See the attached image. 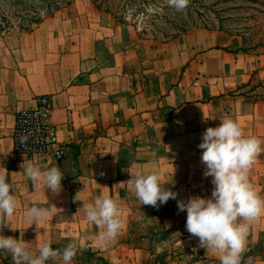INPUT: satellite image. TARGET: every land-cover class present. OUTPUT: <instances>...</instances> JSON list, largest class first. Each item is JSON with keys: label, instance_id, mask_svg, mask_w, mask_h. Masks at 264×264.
<instances>
[{"label": "crops", "instance_id": "obj_1", "mask_svg": "<svg viewBox=\"0 0 264 264\" xmlns=\"http://www.w3.org/2000/svg\"><path fill=\"white\" fill-rule=\"evenodd\" d=\"M90 6L77 3L71 15L45 19L29 31H0V169H7L17 197L15 214L7 218L14 230L4 227L0 234L23 239L34 253L44 241L61 251L76 243L71 264H155L161 247L153 240L158 232L153 220L150 237H143L144 217L154 207L140 205L125 182L131 172L156 170L165 188L178 194L169 199L175 204L210 197L212 177L203 176L198 148L206 128L232 118L245 136L264 141V53L244 50L241 37L207 29L154 45L133 27L105 19L107 14L98 12L96 19ZM43 96L53 107L48 122L67 148L60 162L14 150L17 115L34 109ZM24 161L41 169L59 167L61 191L34 188L21 169ZM249 180L264 197V153ZM99 195L119 202L124 224L105 244L98 241L102 229L82 210L83 201ZM33 201L50 212L29 226L25 214ZM177 245L185 248L180 259L188 258L186 252L201 259L183 264H220L197 237ZM253 249L260 252L251 264H264V215L250 226L243 255ZM165 262L177 264L172 257ZM0 264H13L11 254L0 251Z\"/></svg>", "mask_w": 264, "mask_h": 264}, {"label": "clouds", "instance_id": "obj_2", "mask_svg": "<svg viewBox=\"0 0 264 264\" xmlns=\"http://www.w3.org/2000/svg\"><path fill=\"white\" fill-rule=\"evenodd\" d=\"M167 3L177 11H184L190 0H167ZM26 141L27 137L21 138V143ZM201 141L198 148L202 149L203 176L212 177L214 187L208 198L191 196L177 200L178 212L186 211V230L199 239L200 247L218 255L220 264H242L250 226L264 215V197L249 180L252 166L264 153V141L245 136L240 124L232 118H223L219 126L206 128ZM21 169L34 188L43 186L56 194L61 191L63 173L59 167L41 169L30 161L25 166L24 161ZM125 183L134 190L140 205L157 207L158 202L165 204L178 195L165 188L166 183L156 170L131 172ZM76 199L80 200L77 196ZM16 208L17 197L8 181V171L0 169V232L11 227L7 218L15 214ZM82 210L89 223L102 229L98 236L101 244L114 241L124 227L120 204L108 195H99L91 203L83 201ZM49 212V208L37 206L33 201L25 221L29 226L37 225L47 219ZM78 250L76 243H69L61 251L54 250L50 241H44L34 253L23 239L0 234V251L10 253L13 264H48L58 257L63 264H71Z\"/></svg>", "mask_w": 264, "mask_h": 264}, {"label": "rangeland", "instance_id": "obj_3", "mask_svg": "<svg viewBox=\"0 0 264 264\" xmlns=\"http://www.w3.org/2000/svg\"><path fill=\"white\" fill-rule=\"evenodd\" d=\"M57 1L58 4L55 0H0V31L7 33L29 31L45 20L43 18L48 15L47 9L54 8L56 5L62 8L58 13L55 11L54 17L58 19L71 15V10L77 3L86 4L88 7L90 3L93 5L89 0ZM68 1L69 5L66 6ZM155 2L146 6L147 14L141 15L140 19H137L132 12L126 15L128 19H123L130 25L138 26L140 31L138 34L142 40L163 46L193 30L207 29L241 37L244 50H259L264 53V0H190V4L184 11H177L170 7L167 0ZM94 8L96 9L95 6ZM81 9L87 11V8ZM98 12L101 13L97 9L94 11L96 19L100 17ZM105 19H115V17L108 15ZM186 215V211L178 212L177 204L168 200L167 203L154 207V212L150 216L144 217V225L147 229H145L147 232L144 238L150 237L147 234L151 229L152 220L158 229V232L154 233L153 240L158 241L161 252L155 264H165L170 257L177 264L201 260L196 252H186L188 258H179L185 254V248L177 245L178 242L192 236L185 227ZM148 245L150 247L148 250L153 252L152 244ZM156 250L158 249L155 248ZM242 264H251V259L243 255Z\"/></svg>", "mask_w": 264, "mask_h": 264}, {"label": "built area", "instance_id": "obj_4", "mask_svg": "<svg viewBox=\"0 0 264 264\" xmlns=\"http://www.w3.org/2000/svg\"><path fill=\"white\" fill-rule=\"evenodd\" d=\"M52 102L48 96L39 97L37 106L17 115L13 131L14 150L17 155L51 156L60 162L65 158L67 148L49 124ZM27 137L26 143L21 138Z\"/></svg>", "mask_w": 264, "mask_h": 264}, {"label": "trees", "instance_id": "obj_5", "mask_svg": "<svg viewBox=\"0 0 264 264\" xmlns=\"http://www.w3.org/2000/svg\"><path fill=\"white\" fill-rule=\"evenodd\" d=\"M55 1L58 4V1L57 0ZM89 1H91L93 5L96 7V9L100 11L101 13H105V14L115 17V19L119 22V24L123 26L135 27L138 33H140V31L137 25H130L127 22H124L123 19L124 20L128 19L126 15L129 12H132L133 15L137 19H140L141 15L143 16L147 14L146 6L156 3L155 2L156 0H89ZM68 3L69 1L65 5L68 6L69 5ZM54 8L51 7L50 9H47L48 15L46 18H43V19L54 17L55 14L61 11L62 9V8L60 9L59 7H56L54 10ZM155 15H159V13H155ZM148 16H151V15L148 14ZM258 252H260L259 249L257 250L253 249L250 253L245 254V256H248L250 259H252L253 257L257 256Z\"/></svg>", "mask_w": 264, "mask_h": 264}]
</instances>
